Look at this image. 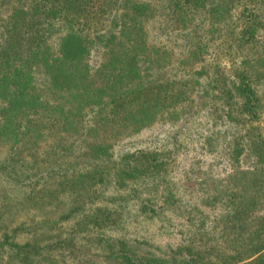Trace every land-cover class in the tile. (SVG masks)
Returning a JSON list of instances; mask_svg holds the SVG:
<instances>
[{
	"label": "trees",
	"instance_id": "16d2710c",
	"mask_svg": "<svg viewBox=\"0 0 264 264\" xmlns=\"http://www.w3.org/2000/svg\"><path fill=\"white\" fill-rule=\"evenodd\" d=\"M262 70L264 0H0V147L48 157L33 161L32 174H12L16 181L53 158L76 174L60 184L102 182L94 162L112 157L122 182L143 170L131 167L134 153L110 149L161 124L163 152L150 153L146 169L174 185L175 204L148 208L153 233L89 234L87 244L105 264H264ZM196 85L215 118H190L195 109L175 128L176 105ZM209 124L222 129L205 132ZM79 145L80 156L70 155ZM75 230L51 247L84 249L78 234L89 229Z\"/></svg>",
	"mask_w": 264,
	"mask_h": 264
},
{
	"label": "rangeland",
	"instance_id": "374dc122",
	"mask_svg": "<svg viewBox=\"0 0 264 264\" xmlns=\"http://www.w3.org/2000/svg\"><path fill=\"white\" fill-rule=\"evenodd\" d=\"M204 59L206 64L212 62L211 55ZM254 70L255 75L259 73L255 67ZM211 73L212 70L208 67L206 74L201 77L202 85L211 77ZM197 80L198 78H195L191 83ZM261 84L263 86L260 90L263 91L264 70L261 72ZM194 87L195 89L192 90ZM199 87V85L191 86L187 93L188 100L176 105V109L183 113L175 121V128L183 123L185 116L188 119L195 109L198 110V114L190 118L205 119L204 114H208L206 115L207 122L210 116L215 118V111L211 108L213 104L202 102L205 99L203 94L195 92ZM214 103L218 106L220 101L215 99ZM207 105H210L209 109ZM256 124L260 127L257 130L264 133V114ZM160 125L155 123L154 129L145 130L142 134L124 135L115 143L113 149H110L114 157L134 153L133 158L136 161L129 162L131 167L134 169L137 165L139 170H143V175L136 174L132 177L125 172L122 182L113 176L114 165L110 162L112 157L103 163L94 162V167L102 170V172L99 171L104 179L102 182H97V179L93 178L79 186L72 184L69 179V183L60 184L61 180L70 178L69 175L73 171L66 170L63 162L54 163L53 158L39 165L37 171L39 174L33 179L26 178L16 181L12 174L15 172L32 174L31 172L35 169L32 168L33 161L48 159V157L46 155L42 158V154L37 151L34 155L32 151L7 154L0 147V264H29V261L33 264H52L53 261L56 264H83V261L90 264H105L100 261V256H103L100 255L101 250L87 244L91 236L102 234L105 237H127L129 232H138L140 229L153 233L156 230L153 224L155 221H150L149 216L155 217V214L148 208L168 203L175 204L174 198L177 195L173 184L158 181L160 176L155 173L156 168L146 169L149 168V159L153 156L149 154L163 152L161 148L156 149L158 144L164 143L161 139L162 134L160 137L155 136L156 130H159L156 128ZM218 125L212 128L209 124L204 131L218 132L222 129ZM214 137L212 135V148L216 152L223 151L227 143H224L223 139L215 143L213 142ZM87 140L95 142V138ZM114 140L113 138L102 139L104 143ZM83 151L82 145H79V148L75 146L70 155L77 156ZM86 169L88 167L80 169L79 172ZM78 206L80 209L72 212ZM67 214H71L70 217H67ZM167 214L170 215L171 212L167 211ZM80 227L89 229L84 232L80 230L78 234L79 240L83 239L84 249L71 250L66 253L61 249L51 247L54 242L71 237V233L76 231L75 228ZM165 241L167 240L158 239L157 243ZM76 251L81 256L75 254Z\"/></svg>",
	"mask_w": 264,
	"mask_h": 264
}]
</instances>
